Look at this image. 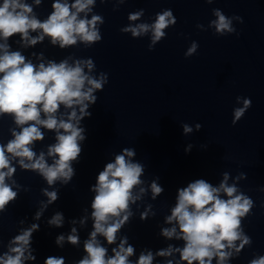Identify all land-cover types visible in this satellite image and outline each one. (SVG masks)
Returning a JSON list of instances; mask_svg holds the SVG:
<instances>
[{"label": "clouds", "instance_id": "obj_1", "mask_svg": "<svg viewBox=\"0 0 264 264\" xmlns=\"http://www.w3.org/2000/svg\"><path fill=\"white\" fill-rule=\"evenodd\" d=\"M95 2L53 0V10L46 20L41 21L26 0H0V40L4 41L0 43V118L10 116L19 128V131L10 129L12 139L6 144L0 143V213L6 212V206L18 196L13 187L6 183L16 172L13 161L21 169L39 174L48 185H54L57 181L63 185L71 182L76 174L73 162L78 161L82 152L80 142L87 139L86 129L80 126V122L85 117L91 118L89 106L95 105L98 99L94 93L97 90L103 91L104 85L108 83L106 73H101L99 79L89 74L95 67L91 58L78 59L74 64L64 59L59 63L48 61L47 64L41 62L37 65L20 51H11L8 40L18 35L23 46L28 47L43 42L47 36L52 45L58 44L61 49L76 45L78 41L92 46L102 41L97 24L104 22L100 15H92L91 19L87 17ZM34 3L40 5L41 0H34ZM207 3H213V0H207ZM213 11L216 19L211 24L219 36L236 31L232 27V19L218 8ZM81 13L85 14L84 17H81ZM142 15L143 10L130 14L128 19L136 21ZM234 18L243 23L241 17ZM176 22L172 10L167 9L158 13L151 25L141 23L121 31L139 37L151 30L149 49L152 50L157 42L166 38L164 30ZM32 32L38 34L32 36ZM198 47L193 42L185 52V58L197 53ZM38 59L42 60L43 55ZM85 68L88 72H85ZM240 99L237 97V101ZM61 106L71 110L66 119L64 115H58ZM251 106L252 100L243 98V107L233 110L232 124L236 125ZM182 128L184 134H189L194 130L200 131L202 125L196 123L193 127L184 123ZM41 129L55 132L56 143L47 150V156L54 158L51 164L43 151L37 155L33 150L34 142L44 140ZM135 154L134 148H124L121 154L115 156L114 162L105 164L98 173L96 183L91 187L95 196L90 205L92 230L83 244L86 255L76 264H153L156 257H171L174 252L179 254L177 264H213L214 259L216 264H226L234 253L239 256L246 245L251 246L252 239L245 234L242 219L250 214L253 201L244 193H238L235 185L227 183L229 174L225 172L218 187L200 178L177 189L175 206L171 214L165 217V223L172 226L162 228L161 235L169 240L175 238L183 241V247L170 244L155 254L142 251L135 261L130 260L135 254V248L128 243L126 236L117 243V234L133 215L130 205L140 200L147 191L145 187H139L138 192L134 191L144 183L141 180L144 165L132 161ZM241 176L246 178V174ZM150 188L153 200L164 192V188L155 180ZM43 193L48 200L47 203L41 202V209L35 214L37 220L44 209L58 199L57 191L44 189ZM151 209L152 206L148 205L141 214V220L148 218ZM152 215L155 213L152 212ZM86 220L87 217L81 219L80 223L83 225ZM63 222L64 216L60 212L48 221L49 225L55 227H62ZM38 230L39 225L33 223L14 236L7 250L0 255V264L35 261L32 237ZM98 237H103L107 245H116L111 248V255L108 254L109 248ZM65 240L72 245L80 243L75 227L66 238L63 234L59 235L56 244L62 247ZM44 264H65V258L48 256ZM166 264L174 262L168 259ZM249 264H264V256L250 260Z\"/></svg>", "mask_w": 264, "mask_h": 264}]
</instances>
